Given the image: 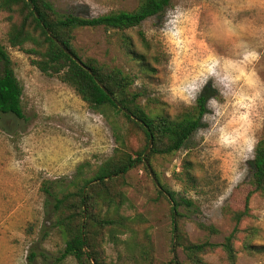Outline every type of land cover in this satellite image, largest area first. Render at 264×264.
I'll return each instance as SVG.
<instances>
[{"label":"rangeland","instance_id":"374dc122","mask_svg":"<svg viewBox=\"0 0 264 264\" xmlns=\"http://www.w3.org/2000/svg\"><path fill=\"white\" fill-rule=\"evenodd\" d=\"M49 1L60 14L86 18L139 5V0ZM7 17L0 13V43L23 86L24 119H0V264H77L61 260L64 239L45 216L41 188L71 181L80 168L93 175L117 148L136 158L141 136L120 119L126 146L117 143L105 116L91 110L72 87L43 74L25 49L10 47ZM74 37L82 60L95 58L131 74L132 90L149 110L174 119L201 93L210 95L201 126L186 145L151 162L164 188L191 205L183 203L173 222L149 163L137 164L116 183L125 194L119 214L130 219L129 229L106 228L99 236L106 261L161 264L174 258L185 263L181 249L172 251L175 228L191 242L222 244L233 229L231 213L244 209L254 148L264 134V0H172L139 28H83ZM127 38L143 61L127 54ZM249 208L235 242V261L217 248L201 264H264V194L253 195ZM250 230L252 249L246 246Z\"/></svg>","mask_w":264,"mask_h":264},{"label":"trees","instance_id":"16d2710c","mask_svg":"<svg viewBox=\"0 0 264 264\" xmlns=\"http://www.w3.org/2000/svg\"><path fill=\"white\" fill-rule=\"evenodd\" d=\"M171 2L172 0H139L138 7L133 11L121 10L97 18H86L60 14L49 0H0V13L6 12L10 22V47L25 49L26 53L35 57L31 63L43 74L57 77L72 87L91 110L105 116L112 127L116 142L123 148L126 145L120 119L124 120L127 128L141 136V147L136 152V158L117 148L115 154L99 165L91 176H86L85 169L80 168L71 181L55 180L43 184L41 192L46 198L45 216L64 239L61 260L72 258L77 264H119L106 261L99 242V236L105 233L106 228L129 229L130 219L119 214L125 202V194L117 190L116 183L137 164L147 161V168L151 167L154 172L151 162L156 156H169L180 151L200 128L210 98L206 91L201 93L195 105L184 109L174 119L162 112L149 110L140 103L142 95L132 90L135 78L131 74L118 67L102 64L95 58L82 60L74 46V32L83 28L102 27L118 31L139 28L147 19L161 15ZM139 35L146 46L144 34L140 32ZM54 38L76 58L82 60L93 75L66 54ZM26 46L29 48L26 49ZM126 48L127 54L133 60L143 61L128 38ZM96 80L103 84L107 93ZM22 98L23 86L16 76L11 55L0 43V119L10 116L24 119ZM150 140L152 147L149 155L144 158ZM251 168L252 175L247 183L251 190L246 195L244 209L231 213L233 229L224 242H191L179 228H175L172 232L175 240L172 251L181 249L186 262L172 258L161 264H201L203 256L217 248L225 253L230 262L235 261V242L243 232L240 228L242 221L250 215V199L253 195L264 194V134L254 148ZM154 175L158 192L170 203L171 218L175 222L174 212L183 203L190 206L191 202L176 200L175 194L164 188L155 172ZM199 227L210 233H218L213 226L200 224ZM254 236L253 230H250L246 242L249 249L253 248L251 240ZM35 256L32 253V257Z\"/></svg>","mask_w":264,"mask_h":264},{"label":"water","instance_id":"95a60500","mask_svg":"<svg viewBox=\"0 0 264 264\" xmlns=\"http://www.w3.org/2000/svg\"><path fill=\"white\" fill-rule=\"evenodd\" d=\"M27 1H29V0H27ZM37 16V18L39 17L38 15H36ZM48 32V35L49 36H51V33L49 32V31H47ZM54 41L55 42H57V44L64 50V52L66 53V54H68L78 65H80L81 67H83L85 70H87L89 73H90V75H93V72L89 69V68H87L86 66H85V64H84V62L82 61V60H79L78 58H76L70 51H68L67 49H65L63 46H62V44L57 40V39H55L54 38ZM96 82H97V84L102 88V90H104L106 93H107V90L105 89V87L103 86V84H101L98 80H96ZM119 108H121V106L119 105ZM124 112L126 113V114H128L129 116H131V114L130 113H128L126 110H124ZM151 147H152V140H150V143H149V146H148V148H147V150H146V152H145V155H144V158H146V156H147V154L149 153V151H150V149H151ZM147 164V163H146ZM148 166V165H147Z\"/></svg>","mask_w":264,"mask_h":264}]
</instances>
